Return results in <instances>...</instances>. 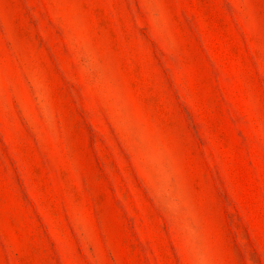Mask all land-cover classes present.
Instances as JSON below:
<instances>
[{
	"label": "rangeland",
	"instance_id": "obj_1",
	"mask_svg": "<svg viewBox=\"0 0 264 264\" xmlns=\"http://www.w3.org/2000/svg\"><path fill=\"white\" fill-rule=\"evenodd\" d=\"M0 264H264V0H0Z\"/></svg>",
	"mask_w": 264,
	"mask_h": 264
}]
</instances>
